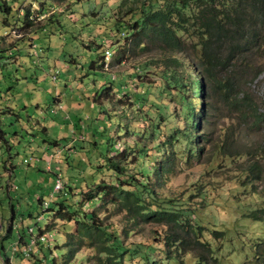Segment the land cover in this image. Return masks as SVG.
<instances>
[{"label":"rangeland","instance_id":"374dc122","mask_svg":"<svg viewBox=\"0 0 264 264\" xmlns=\"http://www.w3.org/2000/svg\"><path fill=\"white\" fill-rule=\"evenodd\" d=\"M149 1L0 0V129L9 139V148L5 144L0 147V172L11 153V158L16 157L11 184L17 185L16 189L6 188V176L0 178L3 225L0 264H48L53 257L54 264H101L99 256L105 258L87 239L79 242L78 234L67 233L74 229L73 221L60 218L52 221L49 219L52 209L40 206L37 196L48 198L54 182L45 167L37 169L36 165L46 164L37 163L32 155H36L43 142L56 140L55 144L49 143L65 145L59 161L53 165H57L64 177L63 189L69 190L68 184L78 192L80 187L92 186L91 181L101 178L113 181L114 175L107 174L105 159L115 154L117 148L139 141L146 148L152 146L159 152L162 149L159 158L172 151L165 143L159 144L165 135H149L154 123L162 126L168 120L177 123L169 114L174 103H168V98L174 97L172 101L179 105V96L169 93L161 74L163 58L168 54L154 40L144 38L145 48L136 45L132 37H125L131 32L130 27L118 29L115 25L119 20L128 24L138 6ZM26 19L30 21L26 23ZM15 27L20 36L9 33ZM31 40L37 46L38 61L37 55L29 54ZM187 52L193 58L190 49ZM184 53L177 52L176 56L184 58ZM184 60L185 69L194 73L191 59ZM93 61H102L103 67H92ZM54 70L58 71L55 80L49 75ZM106 85L109 87L105 88ZM236 88L238 97L242 91L249 92L258 111L264 113V61L255 77L248 75ZM55 94L62 108L54 101ZM209 95L204 100L206 115L192 129L193 134H199L193 141L197 145L194 159L184 158L186 141L180 137L173 145L178 155L171 170H164L163 161L158 169L150 168L151 162L145 165L146 158L143 165L150 168L157 196L190 195L198 204L188 211L189 215L208 228L220 230L215 236L205 234L214 246L225 243L222 252L229 256L217 255L222 259L220 264H252L253 261L264 264V251L256 252L250 244L251 236L258 240L262 234L264 238L263 231L247 226L260 220L253 219L250 212L264 205V121L253 125L250 119H242L240 111L225 100L216 102L213 94ZM177 118L182 122L183 117L177 115ZM24 157L28 163L23 161ZM252 163L258 167L251 171ZM136 167L137 164L127 171L134 172ZM6 173L11 179L12 171L6 170ZM78 192L74 196L69 192L54 194L51 206H56L54 201L61 198L64 202H73ZM93 202L99 216L111 229L117 230L124 244L158 236L156 223L138 221L133 225L115 203H103L94 197L92 202L85 201L83 208L88 209ZM12 208L14 217L10 220ZM37 214H42V219L37 220ZM47 220L53 239L41 244L40 250L47 257L45 261L16 254L18 248L12 251L17 230L26 231L30 224L37 230V225L44 226ZM9 222L13 225L12 233L7 230ZM156 243L162 245L158 240ZM253 253L260 258H254Z\"/></svg>","mask_w":264,"mask_h":264},{"label":"trees","instance_id":"16d2710c","mask_svg":"<svg viewBox=\"0 0 264 264\" xmlns=\"http://www.w3.org/2000/svg\"><path fill=\"white\" fill-rule=\"evenodd\" d=\"M5 7L9 8L8 5ZM27 15L28 12L25 16ZM29 21L26 19V23ZM115 25L118 29L130 27L131 32L125 37H132L136 45L145 48L144 38L154 40L168 54L163 58L161 74L169 93L179 96V105L172 101L174 97L168 98V103H174L169 114L177 119V123L172 124V120H168L164 126L154 123L149 135H165L159 144L165 143L167 149L171 147L172 151L159 158L163 153L162 149L159 152L158 149L153 150L152 146L146 148L139 141H135L132 146L117 148L115 154H112L115 158L107 155L105 159L109 170L107 174L114 175L113 181L102 178L91 181L92 186L88 184L86 188L80 187L79 192L74 186L67 184L69 190L63 189L60 192H69L72 196L78 192V197L71 203L64 202L62 198L55 200L57 205L54 207L51 206V198L49 204L43 208L52 209V214L48 217L52 221L57 218L73 221L74 229L67 230V233L78 234L79 242L87 239V243L91 247L95 246L99 254L104 253L105 258L99 256L101 264H220L222 259L218 256L227 255L222 252L225 243L214 246L213 241L205 235L208 232L215 236L220 230L216 227L208 228L189 215L188 211L194 210L198 204L197 201L191 200L190 195L180 198L157 196L152 185L150 168L158 169L159 165H163L160 163L163 161L164 170L172 169L174 158L178 155V152L174 153L177 148L173 145L180 137L186 141L184 158L194 159L197 145L193 141H196L199 134H193L192 129L197 128L199 120L204 119L206 115L204 100L210 96L209 93L213 94L216 102L223 99L240 111L242 119H250L251 124L256 125L264 121V113L258 111L252 95L242 91V96L238 97L236 88L240 82H245L248 75L255 77L264 61V0H150L147 4L138 6L136 14L128 24L119 20ZM189 49L193 58L187 52ZM180 51L185 52L184 58L176 56ZM184 59H191L194 73L185 69ZM102 61H93L91 66L103 67ZM177 115L183 117L182 122L178 120ZM49 142L57 143L56 140ZM144 158L145 165L151 162L150 168L144 167ZM136 164L134 172L127 171ZM257 167V163H252L250 169L252 171ZM94 197L103 203L117 204V209L125 211V217L133 225L138 221L156 223V228L159 226L158 236L153 235L151 239L140 240L136 244H124L117 230L111 229L99 216L96 203L90 204L88 209L83 208L85 201L92 202ZM43 198L42 195L37 197L41 207ZM11 210L10 220L14 217L13 208ZM250 213L253 219L260 220L254 224L247 223V226L256 227V230L263 231L264 235V205ZM28 215L31 216V213ZM246 215L251 217L249 213ZM48 221L44 226L37 225L39 232L48 230ZM12 228L13 225L9 222L7 230L12 233ZM17 232L15 241L18 250L15 253L32 255L39 262L45 261L46 253L43 249L40 250L41 244L44 243H38L36 248H31L25 255L22 247L29 242L28 233L24 229ZM251 237V247L256 252L264 251L262 234L258 240ZM155 239L162 245H156ZM46 245L51 250L48 244ZM38 251L40 255L37 254ZM253 256L260 258L257 253H253ZM48 264H54V257Z\"/></svg>","mask_w":264,"mask_h":264},{"label":"built area","instance_id":"2783aa9c","mask_svg":"<svg viewBox=\"0 0 264 264\" xmlns=\"http://www.w3.org/2000/svg\"><path fill=\"white\" fill-rule=\"evenodd\" d=\"M29 17H31V15H29ZM9 33H11L13 36H20L21 35L19 30L16 27L12 28L9 31ZM30 46H31V48L29 50V54L37 55V52H36L37 46L33 42V40H31ZM37 61H38V55H37ZM57 73H58V71L54 70L53 73H51L49 75H50V77L53 80H55L57 78ZM57 98L58 97L56 96L54 101L56 102V104H58L59 108H62V103ZM47 148H45V149H47ZM64 148H65V145L51 146V148L46 150V155H45L46 165H45V168L47 170H50V171H52L54 173V182H53V186H52V188H51V190H50V192L48 194L49 195L48 198H43L41 200L42 207H46L49 204V201H50L51 198L54 197V194H56V193H58V192L63 190L64 177L61 175V172L59 171V169H57L55 167L57 165L52 166V162L54 161V159L56 161H59V157H60L59 155L64 150ZM23 161L24 162H28L27 157H24ZM6 169H7V171H10L8 166L6 167ZM12 182L13 181L10 182V179L8 178L6 180V182H5V184L7 185V187H11V188L16 187V185L11 184ZM36 219L37 220L42 219V214H39L36 217ZM2 230H3V225H2V222H0V233L2 232ZM26 231L28 233L29 242L22 247L23 253L25 255H27L29 253V251L31 250V248L35 247L38 243H45V242L50 243V241L53 239V233L52 232H50L48 230L39 232V230L38 229L35 230V228L31 224L27 227ZM47 231H48V233H46ZM17 248H18L17 247V241H13L12 245H11L12 251L17 250Z\"/></svg>","mask_w":264,"mask_h":264},{"label":"crops","instance_id":"0c3cea01","mask_svg":"<svg viewBox=\"0 0 264 264\" xmlns=\"http://www.w3.org/2000/svg\"><path fill=\"white\" fill-rule=\"evenodd\" d=\"M56 96H57V94H55V97H54V100H55V98H56ZM42 130H46V127L45 126H42ZM46 132V131H45ZM43 140H45V139H43ZM9 141V139H8V137H7V133L5 132V131H3V130H1L0 129V147L3 145V144H5L6 146H8V148H9V145H8V142ZM53 144V143H52ZM64 144V143H63ZM51 143H49V141L46 143V142H43L42 144H40L39 145V148H40V150H38L37 151V153H36V155H35V153H33L32 155H33V157L35 158V160H36V162L37 163H39V164H42V163H44V164H46V162H45V156H44V151H46V150H48L49 148H51ZM48 147V148H47ZM45 148H47V149H45ZM9 156H10V158L9 159H7V160H5L4 162H3V172H0V178H1V176L2 175H4V178H5V176H6V180L9 178L7 175H8V173H6V167L8 166L9 167V170L10 171H12V174H11V181H13L14 182V170H15V168H14V166H15V159H16V157L14 156L13 158H11V153H9ZM55 159H54V161L52 162V166H54L53 164H55ZM28 163V162H27ZM7 165V166H6ZM37 166V169H39V170H41L42 169V167L44 168L45 166H40V165H36ZM43 170V169H42ZM45 171H47L50 175H52L53 177H54V173L52 172V171H50V170H47L46 168H45ZM49 175V176H50ZM50 178H51V176H50ZM13 179V180H12ZM6 180H5V182H6ZM1 185V184H0ZM6 188H7V185H6ZM9 188V187H8ZM14 189H16L17 188V185H16V187H13ZM8 191V190H7ZM38 196H40V195H38ZM37 196V197H38Z\"/></svg>","mask_w":264,"mask_h":264}]
</instances>
